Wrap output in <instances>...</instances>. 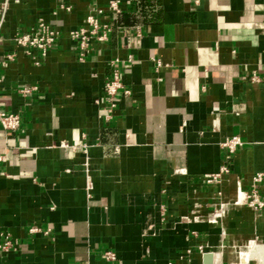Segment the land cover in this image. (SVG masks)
I'll return each mask as SVG.
<instances>
[{
	"label": "crops",
	"instance_id": "crops-1",
	"mask_svg": "<svg viewBox=\"0 0 264 264\" xmlns=\"http://www.w3.org/2000/svg\"><path fill=\"white\" fill-rule=\"evenodd\" d=\"M108 1L0 0V61L15 55L0 64V109L21 119L0 128V244L13 246L0 264H202L206 251L239 264L264 241V209L234 203L236 179L248 191L264 173V0H123L79 61L68 33ZM40 18L59 31L45 58L14 41ZM114 58L130 95L111 107ZM232 135L230 173L207 184ZM194 204L216 221H181ZM259 246L247 264H264Z\"/></svg>",
	"mask_w": 264,
	"mask_h": 264
},
{
	"label": "built area",
	"instance_id": "built-area-1",
	"mask_svg": "<svg viewBox=\"0 0 264 264\" xmlns=\"http://www.w3.org/2000/svg\"><path fill=\"white\" fill-rule=\"evenodd\" d=\"M9 0H5L3 7L8 3ZM123 0H109L106 6L101 7L93 5L89 7L88 15L85 19V25L69 31L68 37L73 41L77 47V56L79 61H84L85 56L88 54L89 49L94 41L102 42L106 41L111 31L112 21L122 12ZM69 10V7H65ZM110 14L111 19H105L104 15ZM0 19V24H1ZM59 37V31L52 27L51 24L47 23L42 18L38 19L36 25L28 32L22 33L15 37L14 41L18 47L24 48L27 54L32 51L39 53V58L47 57L48 53L54 48L57 39ZM14 54H5L0 64L6 66L9 61L14 59ZM132 55L127 56V63L132 61ZM38 63V61H36ZM112 72L104 83V93L111 107L115 105V100L118 95H130V91L126 89L121 82V63L119 59L114 58L110 61ZM156 68L162 66V62L159 60L155 61ZM256 80V77H253ZM35 87H24L20 90L23 94H28L35 90ZM21 119L18 113L6 112L0 109V128L6 131H14L20 128ZM242 145V141L238 135H232L226 137L221 146L226 152L225 161L220 165L219 170L216 173L207 174L203 177V181L207 184L218 185L221 182L222 176L229 174L230 160L233 153L238 147ZM87 147V144H83V149ZM1 158V157H0ZM264 182V173H256L250 180V189L244 190L242 187V179H236V194L242 193V203L235 201V204L246 205L252 208L254 211L264 209V194H260L261 184ZM223 205V204H221ZM200 205L194 204L188 216L181 217V221L185 222H198L204 218L208 222L216 221L217 217H210L214 213H207L205 216L199 212ZM37 228H32L31 231H37ZM13 246L9 240L4 241L0 244V249L8 251ZM200 251L203 252L202 246L199 247ZM190 252L189 250L187 251ZM102 257L106 261H114L116 255L112 251H105L102 253ZM166 264H188V263H175L167 262Z\"/></svg>",
	"mask_w": 264,
	"mask_h": 264
},
{
	"label": "bare ground",
	"instance_id": "bare-ground-1",
	"mask_svg": "<svg viewBox=\"0 0 264 264\" xmlns=\"http://www.w3.org/2000/svg\"><path fill=\"white\" fill-rule=\"evenodd\" d=\"M242 199H243V194L242 193H238L236 201L238 200V203H242ZM212 217L213 216H211L210 218H212ZM248 248H249V250L247 252H242L241 253V255H240V263L239 264H247L251 254H254L255 252H257V250H259L261 247L258 244H256L254 242V240H253L250 243V245L248 246Z\"/></svg>",
	"mask_w": 264,
	"mask_h": 264
},
{
	"label": "water",
	"instance_id": "water-1",
	"mask_svg": "<svg viewBox=\"0 0 264 264\" xmlns=\"http://www.w3.org/2000/svg\"><path fill=\"white\" fill-rule=\"evenodd\" d=\"M202 264H222L220 252L206 251L202 253Z\"/></svg>",
	"mask_w": 264,
	"mask_h": 264
},
{
	"label": "rangeland",
	"instance_id": "rangeland-1",
	"mask_svg": "<svg viewBox=\"0 0 264 264\" xmlns=\"http://www.w3.org/2000/svg\"><path fill=\"white\" fill-rule=\"evenodd\" d=\"M253 240H254V239H253ZM256 243L259 244V245H261V246H264V241H261V240H259V239L256 241ZM239 251H240V249H239V248H236V254H237ZM250 264H257V261L254 259V260L251 261Z\"/></svg>",
	"mask_w": 264,
	"mask_h": 264
}]
</instances>
